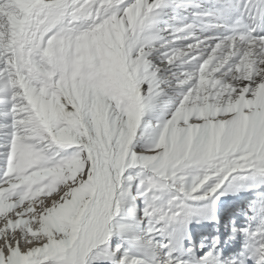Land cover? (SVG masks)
I'll list each match as a JSON object with an SVG mask.
<instances>
[{"label":"snow or ice","instance_id":"1","mask_svg":"<svg viewBox=\"0 0 264 264\" xmlns=\"http://www.w3.org/2000/svg\"><path fill=\"white\" fill-rule=\"evenodd\" d=\"M0 264H264V0H0Z\"/></svg>","mask_w":264,"mask_h":264},{"label":"bare ground","instance_id":"2","mask_svg":"<svg viewBox=\"0 0 264 264\" xmlns=\"http://www.w3.org/2000/svg\"><path fill=\"white\" fill-rule=\"evenodd\" d=\"M225 199H227L226 197H225ZM225 199H222V201L223 200H225ZM240 222V221H239ZM200 235H205L204 233L202 234H200ZM237 239V238H236ZM235 239V240H236ZM238 239H239V237H238ZM209 242L211 241V240H208ZM237 241H235L232 245H223V244H217V248L222 252V254L224 255V256H226L227 254H229V253H231V252H235V251H237L238 250V248L239 247H236L235 246V243H236ZM239 245H240V239H239Z\"/></svg>","mask_w":264,"mask_h":264},{"label":"rangeland","instance_id":"3","mask_svg":"<svg viewBox=\"0 0 264 264\" xmlns=\"http://www.w3.org/2000/svg\"><path fill=\"white\" fill-rule=\"evenodd\" d=\"M198 238L197 236L194 235V239Z\"/></svg>","mask_w":264,"mask_h":264}]
</instances>
